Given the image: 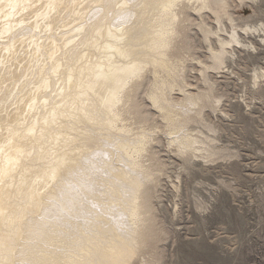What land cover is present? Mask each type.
<instances>
[{"label": "bare ground", "instance_id": "bare-ground-1", "mask_svg": "<svg viewBox=\"0 0 264 264\" xmlns=\"http://www.w3.org/2000/svg\"><path fill=\"white\" fill-rule=\"evenodd\" d=\"M80 1L84 0H0V264H41L44 258L39 257L38 253H51L36 249L39 240L44 239L42 233L38 232L39 228L49 221V216L41 213L48 195L50 205L46 209L59 205L64 212L69 213L70 207L67 205L73 192L71 181L69 179L63 185L54 182L59 180L63 165L70 159L76 164L75 160L84 151L81 150L82 145L72 146L71 149L66 147V143L73 145L77 141L66 129L72 131L82 123L78 119H82L84 115L80 113V117V108L76 103H80V95H84L88 103V93H92L90 83L94 81V76L100 79L104 77V81L99 84H102L101 89L108 90L109 95L104 97V101L108 102L107 111L100 107L104 113L96 117L93 127H96L98 119H105V125L96 128H102L99 130L104 134L109 132L110 135H120L113 142L116 148L114 153L120 161L115 172L117 171L119 181L127 180L137 190H132V200L127 198L128 201L120 208L127 209L130 205V215L141 222V225L135 224L140 225L136 231L137 238H132L142 250L138 252V258L141 255L146 262L157 264L160 260L157 246L159 237L154 233L153 218H144L151 211L153 187L150 183L156 177L149 162L155 158L149 149V144L154 140L153 130H165L169 142L179 148L194 145V153L190 151L191 155H197L195 152H202V155L207 156L218 154L210 150L205 137L182 130L204 117L205 108L212 103L210 88L197 91L198 93L188 92L189 96L179 100H173V95L171 96V91L177 87L178 90H183L186 86V70L180 67L183 61L181 42L188 37V30L195 21L188 11L194 10L201 15V22L196 24L202 29L207 42L214 38L213 35L218 38L220 48L211 43L209 45L215 61L224 62L227 55L235 52V44L246 46L241 38V30L261 31L264 34V26L259 28L248 24L243 27L235 23V16L230 10L231 0H118L113 10V0H101L92 19L75 29L71 25L78 24L76 17L88 11H79L82 7ZM90 1L92 0L84 1L85 5H90ZM129 8L134 11L130 12ZM110 10L113 13L111 16ZM204 10L213 12L220 24L219 30L213 25L211 29L207 27L202 14ZM225 17L232 23V30L227 29ZM70 28L72 32H68ZM224 32L228 35L223 34ZM97 36L98 40L95 41ZM102 39L104 41L100 43ZM123 42L130 47L122 45ZM202 63L205 65L202 67L203 80L211 84L207 69L213 66L208 62ZM146 82H151L148 98L152 107L160 112L163 126L146 125L152 113L144 111L137 99ZM95 86H98L97 81ZM93 88L96 89L94 86ZM86 89L88 93H85ZM173 101L179 106L171 104ZM65 121H72L70 127ZM92 136L94 140L91 137L92 141L89 138L84 143L88 150L101 146V141L96 140L98 135ZM124 156L130 157V163L132 161L133 168L142 172V177H139L140 174L131 165L127 168L123 164L127 160ZM145 158L149 160V164L144 162ZM77 181L82 193L92 191V183L80 178ZM113 183L110 184L112 186L109 192L111 197H116L114 190L117 184ZM130 184H123L122 189ZM37 186L40 187L36 188ZM6 192L9 194L4 195ZM111 201L116 200L113 198ZM27 207L35 208V212L27 211ZM20 211H27L30 219L40 217L36 223L24 222L26 213L21 214ZM102 222L103 219L101 222L98 219L93 226L98 227ZM133 225L134 223L132 228ZM10 226V229L4 231ZM34 228L35 231L31 234L30 231ZM132 228L129 229L132 231ZM11 234L17 235L18 243L15 246L6 245ZM24 236L26 243L22 242ZM114 238L110 240V245L115 243L112 247L116 245ZM80 244L82 252L96 248V245ZM82 252L71 253L78 255L74 256L79 264H85L86 261ZM107 252L109 257H113L110 251ZM57 254L55 252L52 257L44 259L45 264H72L74 261L61 259ZM124 260L119 261V264L128 263L123 262Z\"/></svg>", "mask_w": 264, "mask_h": 264}, {"label": "rangeland", "instance_id": "rangeland-1", "mask_svg": "<svg viewBox=\"0 0 264 264\" xmlns=\"http://www.w3.org/2000/svg\"><path fill=\"white\" fill-rule=\"evenodd\" d=\"M84 1H80L82 7L79 11L82 9L84 11L88 9V11L76 17L78 24L74 23L71 25L72 28L77 29L80 25L86 24L96 13V7L101 4V0H92L89 2L90 5L88 3L85 5ZM117 1H112L111 10L114 9ZM108 4L111 2L108 1ZM230 4L235 23H239V26L246 27L248 24L259 28L264 26V0H231ZM111 10L110 16L113 14ZM129 11L133 12L134 9L129 8ZM206 11L204 10L202 14L205 22L207 21V27L211 29L215 26L219 30L220 24L212 14L213 12ZM194 12L196 11H188L195 21L188 30V37L183 38L181 42L183 61L180 67L185 68L186 83L189 85L183 82L187 87L185 86L183 90H178L179 87H177L173 90L174 93L171 91V96L173 95V100H179L189 96L188 92L198 93L210 88L213 95L212 103L205 108L204 117L182 130H185V133L193 132L205 137L210 144V150L218 154L207 156L202 155V152H195L197 155H191L194 153V145L180 147V149L169 142L170 139L165 130H159V128L153 130L155 131L154 140L149 144V149L150 154L152 153L155 158L150 161L145 158L144 162H147L146 164L151 162L156 179L154 178L150 183L153 187L151 211L146 213L144 218H153L154 233L159 237L157 246L160 260L157 264H264V34L261 31L241 30V38L246 46L235 44V52L227 55L228 58L226 57L224 62L215 61L209 45L211 43L220 48L218 38L213 35L214 38L207 42L202 29L196 24L201 22V15ZM224 23L228 30H232V23L228 18L225 17ZM68 30L72 32L71 28ZM223 34L228 35L226 32ZM97 40L98 36L95 41ZM103 41L102 39L99 42ZM202 61L213 66L207 69L211 84L203 80L202 67L205 65ZM94 77V81L90 83L92 93H88V89H86L87 92L85 91L88 93V103L84 95H80L78 97L80 103H76L80 108L79 115L80 113L84 115V117L80 115L82 119H78L82 123L74 127L76 129L72 131L66 129L72 137L77 138L73 145L66 143V147L71 149L72 146L82 145L81 150L84 149V151L81 152L79 159L75 160L76 164L70 159L69 165L68 163L63 165L59 180L54 182L63 185L69 182V179L71 181L70 186L73 187V192L67 205L70 207L69 213L64 212L59 205L46 209L50 205L49 195L46 197L47 203L41 214L49 216L47 219L49 221L45 226H40L39 231L38 228L36 230V233L38 231L44 237L39 240L40 243L36 249L51 253L46 254L40 251L38 256L48 259L58 252L61 259H71L74 260L72 264H79L76 259L78 255L71 253L82 252L79 246L82 242L85 245H96L97 248L81 253L85 255V264H119V261L124 259L123 262L128 261L127 264H153L146 262L141 255L138 258V252L142 250L139 243L132 239L137 238L136 231L141 222L139 223V219H134L130 215V205L127 209L120 208L128 201L127 198H132V190L136 189H133L132 184L127 180L119 181L117 171L115 172L120 161L117 160V155L114 153L116 148L113 145L120 135H110L109 132L104 134L105 132L99 130L102 128H96L104 126L105 119H98L96 127H93L96 117L104 113L102 109L107 111L108 102L104 101V97L109 95L108 90L101 89L102 84H99L104 81V77L102 79ZM96 81L98 86H95ZM148 83L142 86L137 97L142 109L152 113L146 125L163 126L164 121L159 116L160 112L154 106L152 107L148 98L151 82ZM171 104L179 106L174 101ZM65 122H68L70 127L72 121ZM62 130L64 131V128ZM95 134L98 135L96 140L101 141V146L88 150L84 143L91 137L94 140L92 135ZM103 140L104 143H102ZM186 151H189V154ZM128 157L124 156V159L129 160V163L126 164V160L123 164L127 168L131 165L134 171H138L139 177H142V172L133 168L132 161L130 163V157ZM42 166L43 163H41ZM79 178L92 183L90 193L81 192L82 189H79L80 185L77 181ZM112 183L117 184L114 190L116 197L110 196L109 188ZM123 184H130L123 188L128 190L127 188L130 187L129 192L122 189ZM6 194L9 193L6 192L4 195ZM113 198L115 202L111 201ZM27 211L35 212V208L27 207ZM27 211L20 212L22 214ZM37 219H30L26 213L24 222L36 223ZM98 219L99 222L103 219L99 228L93 226ZM133 223L135 228H132ZM137 223L140 225H135ZM4 225L3 222L2 226ZM129 228H132L136 234ZM34 231L35 228L30 233L33 234ZM113 238L116 245L112 247L111 245L115 243L110 245V240ZM22 242H27L25 236ZM17 243L15 234H11V237L6 240V245L9 246H15ZM109 246L114 251L109 249ZM123 247L124 249L121 250ZM107 251H110L113 257H109ZM44 259L41 260V264H45Z\"/></svg>", "mask_w": 264, "mask_h": 264}]
</instances>
